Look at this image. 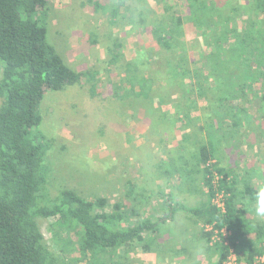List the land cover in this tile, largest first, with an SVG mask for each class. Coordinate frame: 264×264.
<instances>
[{"label":"trees","instance_id":"trees-1","mask_svg":"<svg viewBox=\"0 0 264 264\" xmlns=\"http://www.w3.org/2000/svg\"><path fill=\"white\" fill-rule=\"evenodd\" d=\"M136 1L94 0L93 6L95 9L108 6L110 14L115 16L122 9L129 11L134 2L131 21L134 26L142 25L150 30L161 50L159 53L153 49L150 57L158 60L159 56L165 82L180 89L189 86L192 93L203 98L199 106H195L200 111L211 108L238 128L248 120L242 113L244 109L236 106L237 101H248L251 95L258 111L264 115V0H187L186 15L170 12L163 20H159L156 13L148 17L140 3L142 0H138L139 4ZM236 1L248 6L238 4L229 10V4ZM48 2L0 0V264H78L83 259L87 260L86 264H121L107 256L109 251L131 243H141L143 249H150L152 236L149 234L157 233L166 217L163 213L152 221L136 214L138 219L125 225L127 216L120 210V203L113 205V211L98 212L95 208H104V198L89 200L71 188H63L55 197H48L45 156L49 142L39 129L45 94L84 81L91 82V93L97 91V83L92 82L96 71H74L48 41L45 25ZM188 23L200 32L207 70L193 69L187 63L181 38L184 25ZM118 48L119 44L115 43L110 64L117 62ZM144 58L138 55L135 60L123 63L130 88L126 91H136L137 95L150 100L148 95L157 78L152 72L145 76L138 71V67L147 62L143 63ZM132 68L138 69L133 71ZM201 74L205 75V81L211 80L210 84L199 81ZM205 97L209 99L207 105L203 104ZM163 99L166 102V98ZM160 110L165 114L167 108ZM188 110V105L181 106L178 116L171 113L168 117L179 119L180 115H188ZM201 127H207L209 138L197 144L192 154L203 170L210 203L203 208L187 207L167 199L166 213L171 217L177 210H184L203 222H214L217 228L225 225L231 232L229 244L224 245L223 239L215 244L217 264L225 258L229 247L245 255L243 261L250 264L257 254L264 252L261 230L264 226L246 218V207L237 200L236 184L240 182L237 174L213 162L224 135L222 130L218 132V122L212 134V122ZM215 174L220 177L213 186ZM241 182L244 183L243 193L256 192L248 180ZM127 185L133 187L130 183ZM216 190L226 194L224 211L211 201ZM39 218L53 219L50 228L55 233L56 252L46 244L38 225ZM251 233L254 240L249 238ZM203 234L208 240L209 233Z\"/></svg>","mask_w":264,"mask_h":264},{"label":"rangeland","instance_id":"rangeland-1","mask_svg":"<svg viewBox=\"0 0 264 264\" xmlns=\"http://www.w3.org/2000/svg\"><path fill=\"white\" fill-rule=\"evenodd\" d=\"M93 2L94 0L48 2L45 20L48 41L64 61L77 71L95 70L92 82L97 83L94 94L90 91L91 82L86 81L45 94L39 129L49 142L45 156L48 197H55L63 188H71L89 200L104 198V208H95L98 212L113 211V205L120 203V210L127 216L125 225L134 223L138 219L136 214L147 218L149 213L155 221L162 209L156 193L150 195L148 190L144 191L143 197L140 195L137 201L135 196H132L134 199L130 197L139 192L143 180L149 181L151 174L148 171L154 169L176 182L179 181L177 176L180 174L194 186L200 183L205 194L203 203L209 204L210 195L204 184L203 170L192 154L197 149V144L206 142L209 138L205 131L207 127H201L208 122H212L214 126L210 128L211 134L217 122L218 132L222 130L224 134L217 158L213 162L220 167L230 168L237 174L239 183L242 179L251 181L255 176L262 177L264 115L258 111V105L252 100V96L248 95V101H237L236 106L244 109L242 113L245 114V120H248L238 128L232 127L219 112L214 113L211 108L200 111L196 107L203 98L192 93L189 86L180 89L165 82L158 62L159 56L158 60L153 55L150 57L153 49L159 53L161 51L150 30L142 25L134 26L131 21L130 12L134 11V2L129 11L122 9L115 16L110 14L108 6L106 9H95ZM140 3L148 17L149 14L156 13L159 20H163L170 12L186 15L188 10L187 0H142ZM238 4L243 7L245 3L236 1L227 8L230 10L231 6L238 7ZM133 18L136 19V16ZM234 25L237 26V23ZM181 39L185 45L189 67L199 71L207 70V60L202 53L203 45L200 41L202 37L198 29L190 23L185 24ZM115 43L119 44V57L116 63L110 64L109 58ZM138 55L145 57L143 63L147 60L146 64L138 67L141 69L138 71H142L145 76H150L152 72L151 75L157 78L148 95L151 101L147 96L137 95L136 91H126L130 88L125 79L123 63L136 59ZM138 68L132 69L135 71ZM199 81H205L204 74L199 76ZM210 81L206 80L205 84H210ZM210 95L212 97V93ZM161 98H166V102ZM205 98L203 104L207 105L209 99ZM187 105L188 115H180L181 119L174 117V120L168 117L171 113L178 116L179 108ZM162 107L167 108L165 114L160 110ZM180 155L182 160H178ZM132 178L139 181L136 187L127 185V181ZM149 190L156 192L154 188ZM255 190L256 195H259L264 187L257 185ZM52 220L39 218L38 225L46 244L56 252L58 249L53 241L55 233L50 228ZM178 222L185 223L183 220ZM205 224L207 223L202 220L197 223L202 233L205 232ZM164 234H174V231L162 224L156 235ZM174 240L178 242L177 237L170 242L174 243ZM191 241L195 244L193 249L189 246ZM178 244L182 248L177 250L169 247L173 244L167 245L164 241L161 245L153 244L156 254L151 255L144 252L146 249L142 248L141 243H131L110 249L107 256L121 264H158L162 257L177 260L183 254L197 255L196 252L202 249L203 256L197 259V264L218 263L215 248L217 243L210 244L209 238L203 247L199 246L202 245L200 242L192 239H183ZM166 248L171 253H166ZM238 253L243 259L245 255L240 251ZM86 261L80 260L78 264H86Z\"/></svg>","mask_w":264,"mask_h":264},{"label":"crops","instance_id":"crops-1","mask_svg":"<svg viewBox=\"0 0 264 264\" xmlns=\"http://www.w3.org/2000/svg\"><path fill=\"white\" fill-rule=\"evenodd\" d=\"M67 63V62H66ZM68 64V63H67ZM69 65V64H68ZM74 71H77L76 68L69 65ZM75 86V85H74ZM182 160L183 157L180 155V158L178 160ZM178 168V167H176ZM161 169H165L161 167ZM172 169L175 172V167L173 164ZM183 170L184 168H179ZM186 169V168H185ZM165 171V170H164ZM149 174H151L149 181L146 182L143 180L141 188L138 193L132 194L130 197L135 196L136 201L139 199V196L141 195L143 197L144 191L146 192L148 190V194L157 196V199L160 202V205L162 206L161 212L159 215H157L156 219L158 217H161L163 213L165 214V219L162 221V223L159 225L161 227L162 224L166 226L167 229L174 231V234H164L162 235H156V233H151L149 235L152 236V241L150 243V247H152L153 244L161 245L164 242L166 244H173L170 245L171 249H179L182 248L178 242L185 239L186 241H190L191 239L200 242L202 245H199L200 247H203V245L206 243V239L204 234L201 232V230L197 227V223L201 222V218L195 216L191 212H184L182 210H177L174 214L169 217L168 213H166V201L167 199H170L168 201H171L175 204H181L185 205L187 207H199L203 208V201L205 200V194L203 193V189L198 183L196 186H194L190 181L187 182L185 179L179 174L177 177L179 181H173V178H168L163 176L161 173L156 172L154 169L153 171L149 170ZM156 174V176H155ZM262 177H256L254 180L248 181L249 185L255 189L258 186L264 187V173L261 174ZM131 181V182H130ZM130 181H127V184L130 183L133 187H136V183L139 184V181L137 179L132 178ZM154 188L156 189V192H151L149 189ZM244 188V183H237L236 184V191L238 193L237 200L241 203L243 207H246V218L252 222L253 224H256L258 226H264V219L257 218V216L253 213L255 212V207L257 203L258 195H256V192L253 191V194L243 193L242 190ZM264 191V190H263ZM243 193V194H242ZM260 193V192H259ZM160 196V197H159ZM201 197V198H200ZM252 197V198H251ZM134 199V197H132ZM188 201H191L190 203ZM251 211V212H250ZM144 218V217H143ZM147 219H150L153 221V216L149 213L147 215ZM183 220L185 223H179L178 221ZM177 222V223H176ZM164 227V226H163ZM160 230V228H159ZM264 234V228H261ZM177 232V233H176ZM178 242L174 243L170 242L172 239L176 238ZM249 238L251 240H254L253 233L249 234ZM168 242V243H167ZM206 245V244H205ZM189 246L191 249L194 248L195 244L191 241L189 243ZM166 253H171L169 249H165ZM144 252H148L151 255L156 254V250L152 248L144 250ZM197 255L192 256L183 254V256L177 257V260H172L169 257L163 259L161 258V261L158 264H197V259L203 256L202 249H199L196 252ZM154 264H157L156 262Z\"/></svg>","mask_w":264,"mask_h":264},{"label":"built area","instance_id":"built-area-1","mask_svg":"<svg viewBox=\"0 0 264 264\" xmlns=\"http://www.w3.org/2000/svg\"><path fill=\"white\" fill-rule=\"evenodd\" d=\"M220 177L219 174H215L213 179V186H216L217 179ZM226 194L223 190H216L214 196L212 197V203L215 204L221 211H224V198ZM205 232L209 233L210 244L220 242L223 239V244H229L230 230L225 226L219 228L215 227V223L205 224ZM220 264H246L243 259L239 256L236 250L232 247L228 248V252L225 258L221 261ZM250 264H264V252L257 254Z\"/></svg>","mask_w":264,"mask_h":264},{"label":"clouds","instance_id":"clouds-1","mask_svg":"<svg viewBox=\"0 0 264 264\" xmlns=\"http://www.w3.org/2000/svg\"><path fill=\"white\" fill-rule=\"evenodd\" d=\"M255 215L257 218L264 219V191L260 192L255 207Z\"/></svg>","mask_w":264,"mask_h":264}]
</instances>
